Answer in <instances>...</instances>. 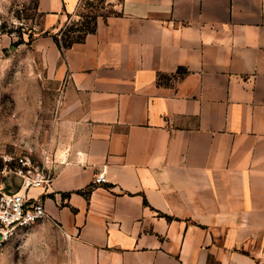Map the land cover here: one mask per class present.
Returning a JSON list of instances; mask_svg holds the SVG:
<instances>
[{
	"label": "crops",
	"instance_id": "1",
	"mask_svg": "<svg viewBox=\"0 0 264 264\" xmlns=\"http://www.w3.org/2000/svg\"><path fill=\"white\" fill-rule=\"evenodd\" d=\"M81 3L39 0L44 32ZM35 45L78 132L30 192L69 264H264V0H120L64 55Z\"/></svg>",
	"mask_w": 264,
	"mask_h": 264
},
{
	"label": "rangeland",
	"instance_id": "2",
	"mask_svg": "<svg viewBox=\"0 0 264 264\" xmlns=\"http://www.w3.org/2000/svg\"><path fill=\"white\" fill-rule=\"evenodd\" d=\"M38 1L0 0V164L5 156H27L53 174L78 132L61 113L65 83L52 75L48 52L35 45L46 37ZM119 4L85 0L71 22L81 27L90 15H114ZM21 37L25 42L15 45ZM68 241L58 227L34 225L0 249V264H69Z\"/></svg>",
	"mask_w": 264,
	"mask_h": 264
},
{
	"label": "built area",
	"instance_id": "3",
	"mask_svg": "<svg viewBox=\"0 0 264 264\" xmlns=\"http://www.w3.org/2000/svg\"><path fill=\"white\" fill-rule=\"evenodd\" d=\"M54 173L33 162L30 157L13 155L0 164V249L13 238L47 219L46 205L30 195L34 188H48ZM16 180L20 181L18 188ZM105 171L94 176L95 184L106 183Z\"/></svg>",
	"mask_w": 264,
	"mask_h": 264
},
{
	"label": "trees",
	"instance_id": "4",
	"mask_svg": "<svg viewBox=\"0 0 264 264\" xmlns=\"http://www.w3.org/2000/svg\"><path fill=\"white\" fill-rule=\"evenodd\" d=\"M84 1L85 0H82V3ZM82 3L79 8L82 6ZM88 17L90 18V21L87 23H81V27H79L78 23L71 22V15H69L68 22L57 33H50L47 31L45 34L46 36H51L53 38L62 55H64L65 51L71 48L74 44L83 42L88 34L96 32L99 15H90ZM30 38H32V35H30ZM24 42V38L21 37L20 41L15 45H19ZM90 192L91 188L84 191L83 194L88 196Z\"/></svg>",
	"mask_w": 264,
	"mask_h": 264
},
{
	"label": "water",
	"instance_id": "5",
	"mask_svg": "<svg viewBox=\"0 0 264 264\" xmlns=\"http://www.w3.org/2000/svg\"><path fill=\"white\" fill-rule=\"evenodd\" d=\"M16 184H17V186H19L20 185V181L16 180Z\"/></svg>",
	"mask_w": 264,
	"mask_h": 264
}]
</instances>
